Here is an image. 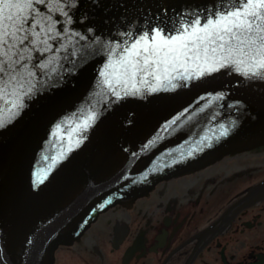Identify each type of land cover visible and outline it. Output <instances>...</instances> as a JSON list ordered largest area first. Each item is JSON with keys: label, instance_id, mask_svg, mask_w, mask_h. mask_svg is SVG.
I'll list each match as a JSON object with an SVG mask.
<instances>
[{"label": "water", "instance_id": "95a60500", "mask_svg": "<svg viewBox=\"0 0 264 264\" xmlns=\"http://www.w3.org/2000/svg\"><path fill=\"white\" fill-rule=\"evenodd\" d=\"M218 3L77 0L65 8L68 16L45 11L52 17L49 50H31L23 75L32 91L21 93L23 107L0 127V264H53L56 249L78 240L109 207L222 156L264 146V80L221 68L155 93L125 95L114 86L118 100L100 75L152 26L184 23ZM89 111L97 113L94 126L74 132ZM62 153L36 187V171Z\"/></svg>", "mask_w": 264, "mask_h": 264}, {"label": "flooded vegetation", "instance_id": "af4514ba", "mask_svg": "<svg viewBox=\"0 0 264 264\" xmlns=\"http://www.w3.org/2000/svg\"><path fill=\"white\" fill-rule=\"evenodd\" d=\"M54 264H264V146L118 203Z\"/></svg>", "mask_w": 264, "mask_h": 264}, {"label": "snow or ice", "instance_id": "6c2138e0", "mask_svg": "<svg viewBox=\"0 0 264 264\" xmlns=\"http://www.w3.org/2000/svg\"><path fill=\"white\" fill-rule=\"evenodd\" d=\"M69 5L76 6L77 0H0V101L9 105L6 109L0 108V127L23 107L21 93L29 95L32 91V87L25 89L23 75L31 50L38 45H43L44 51L49 50L53 27L47 21L52 17L45 15V11L68 16L65 8ZM123 51L125 54L110 60L100 74L104 85L118 100L123 97L114 86H121L125 95L155 93L175 89L178 85L174 81L200 79L221 68H232L246 79L264 80V0H219L206 15L196 14L184 23L174 21L170 27L152 26ZM96 119L95 111L87 112L73 131H88ZM59 131L57 125L54 134ZM226 134V130L220 133L221 136ZM84 139L86 137L81 136L67 152ZM66 154L52 157L47 169L36 171V187L44 183Z\"/></svg>", "mask_w": 264, "mask_h": 264}]
</instances>
